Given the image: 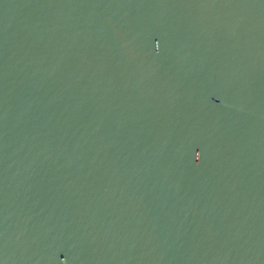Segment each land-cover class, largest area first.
<instances>
[{
	"label": "water",
	"instance_id": "1",
	"mask_svg": "<svg viewBox=\"0 0 264 264\" xmlns=\"http://www.w3.org/2000/svg\"><path fill=\"white\" fill-rule=\"evenodd\" d=\"M0 264H264V0H0Z\"/></svg>",
	"mask_w": 264,
	"mask_h": 264
}]
</instances>
